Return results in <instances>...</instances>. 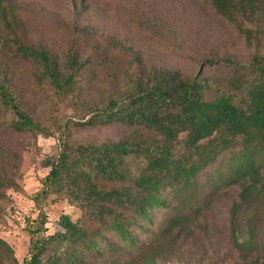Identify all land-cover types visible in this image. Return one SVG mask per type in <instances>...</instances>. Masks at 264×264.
Instances as JSON below:
<instances>
[{
    "label": "trees",
    "instance_id": "trees-1",
    "mask_svg": "<svg viewBox=\"0 0 264 264\" xmlns=\"http://www.w3.org/2000/svg\"><path fill=\"white\" fill-rule=\"evenodd\" d=\"M208 1L250 52L245 62L219 52L204 57L230 70L225 80L157 65L90 24L81 45L60 56L27 40L16 0H0V135L58 140L40 160L48 172L33 195L39 211L28 219V252L20 261L0 237V264H157L178 256L186 236L213 227L224 196L233 264H264V0ZM96 61L120 71L93 97L83 82ZM29 64L33 84L57 106L74 104L73 116H38L17 80ZM112 122L135 133L74 138L77 126ZM19 160V152L0 146V197L16 185ZM49 198L66 200L80 215L61 214L52 231Z\"/></svg>",
    "mask_w": 264,
    "mask_h": 264
},
{
    "label": "rangeland",
    "instance_id": "rangeland-1",
    "mask_svg": "<svg viewBox=\"0 0 264 264\" xmlns=\"http://www.w3.org/2000/svg\"><path fill=\"white\" fill-rule=\"evenodd\" d=\"M26 14L25 30L31 43H43L53 52L63 55L70 47L80 46L82 27L90 24L103 36L115 35L146 59L157 65L179 69L190 76H215L225 80L230 70L222 63L206 64L205 56L219 52L234 59L247 61L250 52L232 31L228 23L211 7L208 0H16ZM81 4L86 5L80 9ZM89 44L93 39L87 41ZM90 66V65H89ZM120 71L115 66H102L99 61L84 73L83 92L93 97L105 92L110 79ZM17 80L24 89L30 106L42 119L73 116L71 102L56 105L54 100L36 87L32 66L18 69ZM135 130L120 122L100 126H77V140H104L133 135ZM54 136L18 134L7 131L0 135V146L20 153L14 178L16 185L0 197V237L12 246L22 261L29 249L27 225L29 217L38 214L34 193L41 187V178L48 169L41 166L45 153L56 149ZM229 197L224 196L213 208V227L196 238L186 236L181 253L171 259H160L157 264H233L227 231ZM49 213L50 229L61 214L73 218L80 210L66 200L44 205Z\"/></svg>",
    "mask_w": 264,
    "mask_h": 264
}]
</instances>
